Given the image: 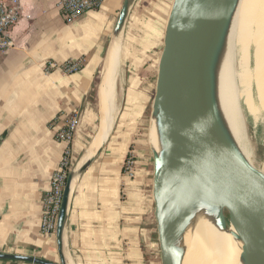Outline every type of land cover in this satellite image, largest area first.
Wrapping results in <instances>:
<instances>
[{
  "label": "crops",
  "instance_id": "crops-1",
  "mask_svg": "<svg viewBox=\"0 0 264 264\" xmlns=\"http://www.w3.org/2000/svg\"><path fill=\"white\" fill-rule=\"evenodd\" d=\"M57 1L20 0L21 18L11 31L16 49L0 54V254L54 263L58 262L55 239L40 234L41 197L49 188L63 145L54 140L48 125L57 115L79 114L72 149L74 164L83 162L101 110L96 82L125 0H104L99 10L72 22H66L58 12ZM166 3L136 2L117 51L120 64L122 58L134 56L133 65L137 66L135 42L147 60L155 62L156 54L151 51L155 50L156 30L162 25ZM47 60L58 64L83 60L84 64L81 71L70 75L58 70L46 74L41 64ZM152 94L153 84L143 80L140 102H135L140 123ZM125 100L122 97L121 102L125 104ZM122 118L73 189L65 232L68 264H143L142 244L152 223L156 234L152 196L138 180L142 173L132 183L123 177L124 162L134 145L129 126L135 118ZM123 186L127 188L126 203L121 200ZM0 264L32 263L0 260Z\"/></svg>",
  "mask_w": 264,
  "mask_h": 264
},
{
  "label": "water",
  "instance_id": "water-1",
  "mask_svg": "<svg viewBox=\"0 0 264 264\" xmlns=\"http://www.w3.org/2000/svg\"><path fill=\"white\" fill-rule=\"evenodd\" d=\"M137 1L125 0L119 11L101 78L110 52L125 36ZM236 1L167 0L162 25L156 30L148 142L154 124L161 145L160 153L151 148L160 264H181L182 253L173 238L181 234L197 203L218 208L217 224L234 229L242 242L243 264H264V176L227 140L213 95V62ZM100 125L99 110L97 130ZM105 143L69 172L54 238L58 262L14 254H0V260L68 264L65 232L72 192Z\"/></svg>",
  "mask_w": 264,
  "mask_h": 264
},
{
  "label": "bare ground",
  "instance_id": "bare-ground-1",
  "mask_svg": "<svg viewBox=\"0 0 264 264\" xmlns=\"http://www.w3.org/2000/svg\"><path fill=\"white\" fill-rule=\"evenodd\" d=\"M251 44L255 45V66L253 70H248L246 60ZM118 49L119 46L110 52L103 71L100 89L101 125L84 155L85 159L105 143L119 112L120 106L115 97L116 83L120 77ZM235 57L239 63L237 71ZM212 72L213 95L221 128L233 148L258 170L249 160L250 148L239 126L238 110L242 101L250 114H256L251 105L252 84L260 103L264 98V0L236 1L216 52ZM150 140L152 150L160 153L161 145L154 124L150 128ZM258 171L264 176V165ZM216 212L218 208L209 204L197 203L193 206L185 228L173 238L182 253L181 264H243L242 242L230 225L224 228L217 224Z\"/></svg>",
  "mask_w": 264,
  "mask_h": 264
},
{
  "label": "rangeland",
  "instance_id": "rangeland-1",
  "mask_svg": "<svg viewBox=\"0 0 264 264\" xmlns=\"http://www.w3.org/2000/svg\"><path fill=\"white\" fill-rule=\"evenodd\" d=\"M143 10H145V8L142 6L139 9L138 13L142 15ZM133 47L135 49V51L133 52V55L137 56L136 57L137 66L133 65L135 64L133 62L134 56H126L122 58L121 60L119 78L123 80V83H121L122 81L120 80L118 81V83H116L117 100H118L120 108H119V112L117 114L112 130L116 126V123L118 122L119 118H122L125 116L126 118H128V116L135 118V121L133 122V124L129 126V127H132L130 130L134 134V138H133L134 145H132V147L129 150V155L135 163L134 168H133L134 174L132 177H129L127 176V174H125L126 167H127L125 162L123 165L122 172H123V177L127 179L128 183L136 182L138 174L141 172L142 175L141 177H139L140 179L138 180H140V182L143 184L144 190H146V193L149 196V194H151L152 172H153V158H152L153 153L151 150V146L148 142V128L150 124L149 123V110L150 109L148 107L146 115L144 116V119L142 117V123H140V109L137 108L135 102L136 101L140 102L139 93L141 91L142 81L148 80L150 83H152L154 79V76H153L154 69L151 70L150 73L147 71L150 65L153 64V62H149L147 60V55H145V53H141L142 48L140 47L139 44H137V42L133 44ZM139 50L140 52H138ZM254 54H255V45L251 44L248 49V57L246 60V65L248 66V70L254 69L253 67L255 66ZM234 63H235V71H237L238 70L237 65H239L237 57H235ZM131 64L133 65V67ZM99 82L100 80L97 79L96 84H98ZM251 95L253 98L251 102L252 109H254L256 114L254 115L250 114L247 106H245L244 103H242L241 101L239 105V110H238V113H239L238 121H239V126L241 125L240 127H242V130H243L242 132H244L247 138V142L250 148L249 160L255 168H257L258 170H261L262 166L264 165V147H263L264 146V117H263L264 98H263L262 103H260V100L257 99L255 86L253 84L251 86ZM122 97L126 98L125 104L121 102ZM151 98H152V95L150 96V101H151ZM255 106H257V108L259 109H257ZM121 120H123V118ZM125 121H129V120L124 119V123H128ZM97 128H98V123H97ZM95 132H97V130ZM95 132L93 133L92 138L96 134ZM126 189L123 186L121 200L124 203H126V201L128 200ZM227 223H229L228 220H227ZM153 228L154 226L152 223V227H150L149 229L145 231V237H144L145 241L142 244L143 250L141 252L143 253L142 254L143 264H160L159 252H158L157 242H156V234L153 232Z\"/></svg>",
  "mask_w": 264,
  "mask_h": 264
},
{
  "label": "built area",
  "instance_id": "built-area-1",
  "mask_svg": "<svg viewBox=\"0 0 264 264\" xmlns=\"http://www.w3.org/2000/svg\"><path fill=\"white\" fill-rule=\"evenodd\" d=\"M103 2L104 0H58L55 7L66 22H72L85 13L99 10ZM21 14L20 0H0V54L16 49L11 31L19 22ZM83 64V60H67L60 64L47 60L41 64V67L46 74L58 70L70 75L81 71ZM79 124V114L73 112L67 116H55L48 125L54 140L63 145V151L56 168L51 173L49 188L41 197L40 234L45 237L55 238L63 191L74 165L72 147ZM125 164L127 165L125 174L132 177L135 163L129 154Z\"/></svg>",
  "mask_w": 264,
  "mask_h": 264
},
{
  "label": "trees",
  "instance_id": "trees-1",
  "mask_svg": "<svg viewBox=\"0 0 264 264\" xmlns=\"http://www.w3.org/2000/svg\"><path fill=\"white\" fill-rule=\"evenodd\" d=\"M97 83V82H96Z\"/></svg>",
  "mask_w": 264,
  "mask_h": 264
}]
</instances>
